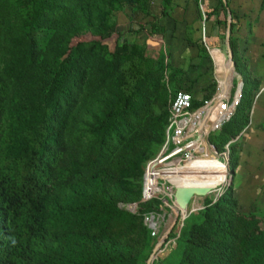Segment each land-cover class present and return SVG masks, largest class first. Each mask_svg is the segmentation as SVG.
Here are the masks:
<instances>
[{"label": "trees", "instance_id": "16d2710c", "mask_svg": "<svg viewBox=\"0 0 264 264\" xmlns=\"http://www.w3.org/2000/svg\"><path fill=\"white\" fill-rule=\"evenodd\" d=\"M153 1L19 0L17 29L0 34V264H147L150 259L156 239L144 214L158 201L140 204L137 213L120 205L141 201L146 164L166 140L170 99L184 91L176 76L182 72L171 74L175 91L170 94L163 81L165 57L149 58L128 41L113 52L101 43H71L87 34L111 38L116 11L148 16ZM194 1L206 26L228 16L224 0H204L205 11L201 0ZM171 3L162 1L163 16ZM151 28L164 29L154 22ZM234 33L232 24L230 47L244 86L233 118L209 138L220 154L247 128L260 83L237 59ZM211 35L208 30L197 47L208 48ZM222 35L217 40L227 42ZM79 90L84 95L78 108L89 116L90 135L81 151L65 142L68 128L77 123L70 113ZM215 91L216 81L212 91L193 100V108ZM236 167L232 163L231 171ZM190 183L183 186L192 188ZM220 195L185 220L171 253L177 261L168 257L163 264H264V223L239 210L232 186Z\"/></svg>", "mask_w": 264, "mask_h": 264}, {"label": "rangeland", "instance_id": "374dc122", "mask_svg": "<svg viewBox=\"0 0 264 264\" xmlns=\"http://www.w3.org/2000/svg\"><path fill=\"white\" fill-rule=\"evenodd\" d=\"M162 1H153L151 14L148 16L142 14L133 15L130 9L124 12L116 11L113 15V22L117 26L111 38L102 40L101 37L87 34L81 38L74 39L71 47H75L80 43H101L113 52L118 43L133 39V35L125 34L129 28L132 30L131 34L140 31L142 27L139 24L140 21L146 22V27L151 29L152 20L156 21L164 11ZM224 1L228 4V16H223L221 24L217 23L214 26L211 24V27L206 26L204 20L199 17L194 0H192L193 11L192 16L189 15V20L187 19L189 9L184 3L187 2L186 0H172L170 7L167 8V13H172V30L188 29L191 36L188 39L194 45L204 44L206 34L208 30H211V36L214 39H212L208 48H189V45L188 48H144V54L153 59L165 57L166 70L164 71L163 81L170 94L175 90L172 84L169 83V78L172 73L179 70L182 73H177L176 76L183 80L181 90L191 91L194 99L201 100L209 93L208 91L214 89L216 78L219 77V81L224 83L226 76H232V65L228 64L230 51H232L231 47L223 39L218 41L217 38L219 34L227 36L228 32L231 37V26L234 24V36L238 39L239 47L237 59L249 70L250 75L258 79L260 83L255 89L251 105L249 106V124L247 128L229 143L225 153L220 154L216 149L214 151L209 149L208 153L211 156L218 157L229 168V181L219 187V189L222 188L221 192H223L221 196L232 186L233 195L238 202L239 210L245 213L252 212L257 214L264 223V0H245L243 4L247 5L246 7H240V1L239 3L234 0H229V3L226 0ZM213 3L214 1L210 2L209 6H212ZM18 4L19 0H0L1 35L4 31L10 29L15 31L17 29L15 11ZM201 10H206L204 0H201ZM231 12H233V15ZM176 15L182 18L183 21L175 20ZM223 22L227 24L222 25ZM177 38L181 39L183 36L178 35ZM216 44H219V48L213 46ZM234 63L236 65L235 58ZM232 81L233 86H238L240 82H243L237 71ZM230 86L231 84L227 88ZM83 95V90H79L75 95L76 102L71 108L70 116L75 118L77 123L70 125L65 135L66 145L77 151L83 150L90 142L87 126L89 116L81 113L78 108L82 102ZM232 163L237 166L234 172L230 168ZM216 184L211 181H195L194 184H191V187L210 188ZM216 196L217 192L204 197H196L192 203L193 206H190V210L196 209L192 214H198L199 211L203 210L200 208H206L207 200H214ZM172 225L173 219L168 223L167 228L170 229ZM172 251L173 249L169 248L165 253V259L170 257L169 262L172 261V258L177 261L176 255L171 254Z\"/></svg>", "mask_w": 264, "mask_h": 264}, {"label": "built area", "instance_id": "2783aa9c", "mask_svg": "<svg viewBox=\"0 0 264 264\" xmlns=\"http://www.w3.org/2000/svg\"><path fill=\"white\" fill-rule=\"evenodd\" d=\"M232 75H236L234 67ZM216 81V91L212 98L197 109L193 108L194 98L187 91H179L171 97L166 140L160 153L146 164L141 201L120 205L131 213H137L140 204L158 201L157 209L144 214V224L150 230L151 236L157 239L150 264H163L161 260L169 248L176 246L183 221L188 217L186 211H180L175 224L176 237L171 238V228L168 229L167 226L172 220L173 212L178 208L175 201V189L178 185L168 177L181 174V169L188 163L206 158L209 149H216L209 142L210 136L221 131L233 118L241 103L242 92L237 86L232 84L224 89L219 77ZM203 148L206 151H203Z\"/></svg>", "mask_w": 264, "mask_h": 264}, {"label": "crops", "instance_id": "0c3cea01", "mask_svg": "<svg viewBox=\"0 0 264 264\" xmlns=\"http://www.w3.org/2000/svg\"><path fill=\"white\" fill-rule=\"evenodd\" d=\"M187 2H184L186 6H188V15L187 19L189 20V15L192 16V0H186ZM239 3L240 1V7H246L247 5L243 4V1L245 0H234ZM243 5V6H242ZM232 3V8H233ZM177 17V18H176ZM175 20L183 21L182 18L178 17V15L175 16ZM154 23H157L159 26L164 27V29L161 31H156L154 29H150L149 27H146L143 20L139 22V24L142 26L140 31H138L135 34H131L132 30L131 28L128 29V31L125 33L126 35H133V39L126 40L130 43L137 44L141 48H198L196 45L189 43L191 42L188 37L190 36V31L188 29L183 30H172V13H170L168 16L161 15L156 19V21H153ZM151 22V23H152ZM150 23V24H151ZM178 35L183 36V38L178 39ZM132 38V37H131ZM129 39V37H128ZM185 42L187 43L185 45ZM218 50V49H213Z\"/></svg>", "mask_w": 264, "mask_h": 264}, {"label": "bare ground", "instance_id": "6f19581e", "mask_svg": "<svg viewBox=\"0 0 264 264\" xmlns=\"http://www.w3.org/2000/svg\"><path fill=\"white\" fill-rule=\"evenodd\" d=\"M228 64L232 65L230 61H228ZM229 78L230 76H226V81L223 86L224 88ZM202 150L206 151L205 148ZM180 172L182 173L177 176L168 177L174 181L178 187H185L183 186V182L185 181H190V185L194 184L195 181H211L217 184L213 187H210L209 189H215L217 193L222 191V188L219 189V187L226 184L230 178L227 164L220 161L218 157L209 155V153L207 154L206 158H199L188 163L185 167H183V169H181ZM192 188H196V186H193Z\"/></svg>", "mask_w": 264, "mask_h": 264}, {"label": "water", "instance_id": "95a60500", "mask_svg": "<svg viewBox=\"0 0 264 264\" xmlns=\"http://www.w3.org/2000/svg\"><path fill=\"white\" fill-rule=\"evenodd\" d=\"M229 27H230V23H229ZM227 45L230 47V33L228 32L227 34ZM230 62L232 63L234 69L236 67L235 63H234V58H233V53L232 51H230ZM243 86H244V83L243 82H240L238 84V88L241 90L242 92V89H243ZM216 192L215 189L212 190V189H209V188H189V187H177L175 189V201H176V204L178 206V208L175 209V211L173 212L172 214V219H173V225L171 227V231H170V237L171 238H175L176 237V222L178 220V217L180 215V211L181 210H184L188 213V217L193 213V210H190V206H193V201L196 197H204L206 195H209V194H212ZM220 198H218L219 200ZM217 200V201H218ZM158 207V205H157ZM203 208V207H202ZM200 208V209H202ZM157 209V208H156ZM187 217V218H188ZM186 218V219H187ZM185 219V220H186ZM185 220L183 221V225L181 227V230L184 226V222ZM181 234V232H180ZM173 235V236H171ZM180 237V236H179ZM178 237V238H179ZM154 238V237H153ZM156 239V238H155ZM178 240V239H177ZM156 244H157V239H156V243H155V247H154V250H153V253L151 254V257L150 259L148 260L147 264H150L151 262V259L154 255V252L156 250ZM177 245V244H176ZM175 247L171 248V249H175ZM165 260V256L163 257V259L161 260V263H163V261Z\"/></svg>", "mask_w": 264, "mask_h": 264}]
</instances>
